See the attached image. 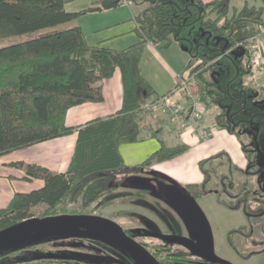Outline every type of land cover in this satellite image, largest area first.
<instances>
[{
    "label": "trees",
    "instance_id": "trees-1",
    "mask_svg": "<svg viewBox=\"0 0 264 264\" xmlns=\"http://www.w3.org/2000/svg\"><path fill=\"white\" fill-rule=\"evenodd\" d=\"M125 1L136 9L139 41L126 49L112 50L86 43L81 28L72 24L82 13L67 12L64 6L68 0H0V41L26 37L0 47V157L77 132L65 172L20 164L26 178L39 179L43 184L14 194L0 209V231L32 218L31 208L39 205L46 206L39 218L94 214V206L127 178L187 151L184 144L170 146L155 131H145L144 123L135 119L141 107L159 98L140 70L142 46L150 43L163 50L176 44L189 56L178 75L186 70L196 73L195 86L204 113L212 107L217 110L214 126L237 138L246 160V168L240 169L225 151L201 159L198 168L202 182L189 185V189L196 199L214 194L220 205L243 211L249 226L228 231L227 244L246 260L261 255L264 221L255 219L264 220V82L262 78L260 85L259 78L255 85L244 81L251 71L246 52L237 44L256 36L264 27V0H241L239 8L231 5L235 0ZM121 2L99 0L97 7L84 12L114 9ZM116 69L122 82L121 109L78 128L67 126L65 117L70 108L102 102L100 84ZM146 137L156 138L159 148L138 165H124L119 146ZM235 174L243 176L239 185ZM250 177L255 179L253 185ZM257 225L261 238L253 234ZM154 237L166 245L151 247L162 264L206 262L197 259L196 253L171 249L172 244H180L174 237ZM82 240L100 242L95 238ZM37 245L1 250L0 259L16 258Z\"/></svg>",
    "mask_w": 264,
    "mask_h": 264
},
{
    "label": "crops",
    "instance_id": "crops-1",
    "mask_svg": "<svg viewBox=\"0 0 264 264\" xmlns=\"http://www.w3.org/2000/svg\"><path fill=\"white\" fill-rule=\"evenodd\" d=\"M98 2L99 0H68L64 6L67 12L82 13L72 24L78 25L81 28L86 43L89 46H101L112 50L126 49L138 43L139 38L135 32L136 24L134 21V16L136 14L135 7L132 4H120V6L114 9L84 12L88 9L97 7ZM92 20H97L94 25H91ZM256 45L261 49V53H263L264 38L257 40ZM141 49L139 66L143 77L148 81L156 96L161 97L168 94L174 89L177 74L180 73L182 68L186 65L189 56L186 51L176 44L166 49L158 50L152 44L145 43ZM178 50H181V52L186 55L185 59H180L179 56L177 57ZM262 56L264 60V54H262ZM170 58H174L175 62H172ZM176 59H178V61H176ZM100 87L103 96L102 102H88L70 108L65 117L67 126L78 128L95 118L113 115L121 109L122 82L120 71L116 69L110 78L101 82ZM170 99L173 101H183L180 93H172ZM205 114L203 124L207 127H213V134H210L209 137L211 139L209 138L208 140L202 139L199 135L190 131L178 133L174 128L170 127L163 113V109L161 108L146 115L142 123L145 125V131H155L158 138L170 146L181 143L188 147L187 151H190L192 147L196 150H201L203 149V145L216 139V130L219 129V127L214 126V120L212 118H205ZM182 119L183 117L179 120L181 121ZM76 139L77 132L74 131L70 135L42 142L1 156L0 209L7 206L14 194L29 192L39 188L43 184L39 179L26 178L24 168L20 166L21 163L39 165L54 173L65 172L70 163ZM219 139L221 140L222 138L219 137L218 140ZM158 148V140L154 137H150L141 142L120 145L119 154L122 157L124 165L132 167L140 164ZM200 160H196L197 167ZM163 162L155 163L151 168L161 165ZM238 168L245 169L246 165ZM134 179L137 180V178ZM201 182L202 174L198 177L197 182L190 185L200 184ZM196 200L203 206L209 203L210 207L214 205L217 206V209L221 208L220 212L223 214H226V210L228 211L226 207H223L216 201V197L213 194ZM203 219L207 225V221L209 222L208 216H204ZM232 229L236 228H230L225 231L227 233Z\"/></svg>",
    "mask_w": 264,
    "mask_h": 264
},
{
    "label": "rangeland",
    "instance_id": "rangeland-1",
    "mask_svg": "<svg viewBox=\"0 0 264 264\" xmlns=\"http://www.w3.org/2000/svg\"><path fill=\"white\" fill-rule=\"evenodd\" d=\"M231 5L239 8L242 6V1H231ZM96 21L92 20L91 25H94ZM24 38L26 37L20 36L2 40L0 41V47ZM178 56L180 59L186 58V55L181 50H178ZM170 59L175 62L174 58ZM258 78V85H260V78L264 82V71L259 72ZM181 96L183 99L185 98L183 94ZM216 112L217 110L214 107L210 108L206 112L205 118L213 119ZM216 131V139L203 145V149L196 150L192 147L190 151L174 159L165 161L161 165L154 166V168L143 169L138 175L126 179L118 190L106 195L94 206V215L112 220L123 230H130L133 239L141 244L148 242L159 244L160 241L154 239V235H164L186 238L198 247L203 248L206 240L204 227H208L212 249L218 258L230 264H264V253L246 260L239 257L227 244V233L225 230L249 226V220L245 213L241 210L233 211L228 209L226 214H223L220 212L221 208L217 209V206L213 205V207H210L209 203L203 206L194 198L189 189V185L197 182L198 177L201 175L196 160L224 150L233 164L238 167L246 165V160L240 150L237 138L229 135L223 128H219ZM219 137L222 139L218 140ZM148 138L150 137H146V139ZM242 140L244 143L249 141L246 137H243ZM223 170L225 168L220 169L219 172ZM134 178H137V180ZM234 180L239 185L243 181V176L235 174ZM249 182L250 185H253L255 182L254 177H250ZM214 196L216 197V195ZM45 209V205H39L31 208L30 213L33 217L39 218ZM114 213L119 215L113 216ZM204 216L209 218V222L205 219L207 225L202 220ZM234 240L239 244L240 240L237 237ZM92 247L89 243L74 239L44 241L42 244H38L34 250L26 251L16 258L10 259V261L13 264H21L20 261L25 262L38 257L41 251L55 255H64L66 251L88 252L101 256L109 255L111 258L121 260V257L112 251ZM173 249L189 253L182 244L173 246Z\"/></svg>",
    "mask_w": 264,
    "mask_h": 264
},
{
    "label": "water",
    "instance_id": "water-1",
    "mask_svg": "<svg viewBox=\"0 0 264 264\" xmlns=\"http://www.w3.org/2000/svg\"><path fill=\"white\" fill-rule=\"evenodd\" d=\"M182 49L186 51L184 48ZM52 238H95L112 247L121 249L136 264H160L143 246L129 237L118 224L94 214H61L43 218L32 217L24 220L0 231V251L25 248L49 241ZM174 238L178 242L186 244L190 251L199 253L206 260L218 264H230L214 254L211 242L209 246L200 248L186 238ZM73 257L87 259L93 263L106 261L105 257L83 253H73L70 256L52 253L46 255V258L58 260H67Z\"/></svg>",
    "mask_w": 264,
    "mask_h": 264
},
{
    "label": "built area",
    "instance_id": "built-area-1",
    "mask_svg": "<svg viewBox=\"0 0 264 264\" xmlns=\"http://www.w3.org/2000/svg\"><path fill=\"white\" fill-rule=\"evenodd\" d=\"M121 4L128 5L130 2L122 0ZM264 38V27L256 36L237 44L242 47L247 54L250 74L244 77V81L248 84L255 85L258 81L260 71H264V60L261 49L256 45V41ZM179 82L176 83L174 89L168 94L159 97L157 100L141 107L137 112L135 119L142 122L146 115H149L156 109H163V113L169 122L170 127L174 128L178 133L190 131L199 135L202 139H207L213 132V127H207L204 122V108L197 95L195 81L196 73H189V70L181 75L177 74ZM172 93H180L185 96L183 101H173L170 99ZM183 117L180 121L179 119Z\"/></svg>",
    "mask_w": 264,
    "mask_h": 264
},
{
    "label": "flooded vegetation",
    "instance_id": "flooded-vegetation-1",
    "mask_svg": "<svg viewBox=\"0 0 264 264\" xmlns=\"http://www.w3.org/2000/svg\"><path fill=\"white\" fill-rule=\"evenodd\" d=\"M255 220H256V222L264 221L260 217H257ZM263 229H264V227H263ZM204 230H205L204 234H205V239H206L205 240V246H209V244L211 242L210 235H209L208 229L206 227H204ZM252 230L254 231L253 234H254L255 237L261 238V234L262 233H261L260 227L258 225L257 226H254L252 228ZM124 232L129 237H131L133 239V235L131 234L132 232L130 230H124ZM154 239H157V238L154 237ZM74 240L80 241V242L83 241V242H86V243L91 244L93 247H98V248H101V249H105L107 251H112V252L116 253L117 255H119L121 257V260L115 259V258H111V256H109V255H107V256H101V255H98V254H95V253L73 252V251H66L65 254H64V256H70L73 253H83V254H89V255H96V256L105 257L106 258V261H104L103 263H93L90 260L82 259V258H78V257L69 258L67 260L49 259V258H46V255L49 254V253H44V252L41 251L38 257H35L33 259H30V260H26L25 262H22V261H20V262H21V264H136L135 261L127 253H125L121 249L116 248V247H112V246H110L108 244H105V243H103L101 241L100 242H94V241H88V240H82V239H74ZM157 240H159V239H157ZM49 241H51V240H49ZM42 243H39V244H42ZM139 244L141 246H143L153 256H154V254L152 253V249H151L152 246H155V245H162L163 246V245H165L161 241H160L159 244H154L153 242H148V243H144V244L139 243ZM180 244L184 245L185 248L189 251V253H196L197 255L195 257L197 259H199V260L202 259L203 261H206L205 263L202 262L203 264H218V263H213V262H211L209 260H206V259L202 258L199 255V253H197V252L190 251V249L188 248V246L186 244H184V243H180ZM180 244H172L171 245V249H173V246H178V245L180 246ZM242 248H243V246H242ZM162 250H163V252H165L166 247L164 249H162ZM177 250H175V251L181 252V251H179V249H177ZM181 253H183V252H181ZM189 253H186V254H189ZM111 260H112V262H110ZM156 260L160 264H162L157 258H156ZM0 263L1 264H13V262H11L9 259H0Z\"/></svg>",
    "mask_w": 264,
    "mask_h": 264
}]
</instances>
